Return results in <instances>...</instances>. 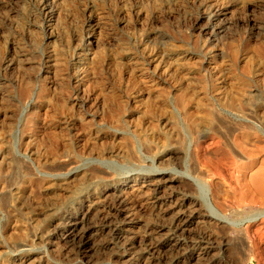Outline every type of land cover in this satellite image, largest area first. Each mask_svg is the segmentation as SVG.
<instances>
[{
	"label": "rangeland",
	"instance_id": "obj_1",
	"mask_svg": "<svg viewBox=\"0 0 264 264\" xmlns=\"http://www.w3.org/2000/svg\"><path fill=\"white\" fill-rule=\"evenodd\" d=\"M161 170L197 178L229 226L156 232L152 264H264V0H0V264H141L111 235L83 255L45 214ZM162 191L126 205L156 213Z\"/></svg>",
	"mask_w": 264,
	"mask_h": 264
},
{
	"label": "bare ground",
	"instance_id": "obj_2",
	"mask_svg": "<svg viewBox=\"0 0 264 264\" xmlns=\"http://www.w3.org/2000/svg\"><path fill=\"white\" fill-rule=\"evenodd\" d=\"M217 15H220V13H218ZM182 105H183V103H182ZM101 149H103V148H101ZM112 154L118 155V153H115V152H112ZM110 157H111V155H110ZM176 157L177 156L174 153H172L171 158H176ZM44 159H45V157H44ZM168 159H170V158H168ZM39 162H41V161H38V163ZM70 174L71 175L69 176L70 177L69 180H65V182H62V184L59 185L60 186L59 188L65 187L66 183H68V184L72 183V185H73V182L74 183L77 182V183L82 184L84 182H89V181H92L93 179H95L94 175L87 174L85 172L77 173V174L70 173ZM196 179L194 176H192L186 172H182V173L174 172L173 173L172 171L170 172V171H165V170H161V172L158 175H156L155 178H153V177L152 178H149V177L128 178V179H126L120 183L115 182V184L112 183V185H103L99 190H96L97 192L94 191L96 193H94V197L92 196L93 199L92 200L90 199L91 201H87V200L83 201L80 204V206L78 207V209H76L75 211H73L71 213H68V214L66 213V215H65V214H62L59 212L62 215H58V214L56 215L54 213L49 212L48 214H45V217L48 218V220L50 219V222H49L50 225L49 226H51L53 228V230H55L57 232L59 237L61 239H63V241H66L67 243H69V242L72 243L71 246L73 244H76L79 247V249L83 250V252H82L83 255H86L85 252H87V253L95 252V250L97 249L96 247L99 244L98 239L100 237H103L106 235H111L115 238L117 243H119V244L121 243L122 249H125L123 252H120V253L117 252L116 254H114V258L117 261L118 260L122 261L127 256L131 255L132 253H137V254H140V256H142L143 260L141 259L142 260L141 264H152L150 262V259H151L150 256L152 255L151 253L153 251V249H152L153 236L156 232L161 233L163 229L170 230L172 228L173 231H175L177 233L178 232L179 233L186 232L188 234L197 233L198 235L201 236V238L203 240L205 239L206 241H208L211 233H213L215 229L223 231V229H225V227L229 226L228 223H226L221 218H219L215 209L208 202H205L206 198L204 195L203 186H201V184H199V182ZM25 180L27 181L28 179H25ZM71 189H69V190H71ZM155 189H161V191H162V189L163 190L166 189V191H167V189L168 190L171 189L170 192L168 191V193H169L168 195L170 197H172L171 200H173V201H168V203H167V200L166 201L164 200L165 202L163 203V205H161L162 203L160 204L162 206V208L159 207L158 208L159 211L157 210L156 213H154V211L152 212V210H149V208L147 207L148 208L147 211L145 209L143 210L146 212L138 215L137 212H136L137 213L136 214L135 211L133 212L130 207H127L126 201H127L128 197H131L133 199L136 198V201H137V198L140 195L145 197V198H143V200L145 199L144 201H146L147 205H149V204L154 205L153 192L152 191ZM67 190H68V188H67ZM75 191H76V188H75ZM156 192H157V190H156ZM162 192H165V191H162ZM177 195H181V197L178 198ZM156 197H158V199H159V197H162V196H156ZM165 203H167V204H165ZM140 205H142V204L140 203ZM139 206H138V208H139ZM164 206H165V208H164ZM142 207H143V205H142ZM153 207H155V205ZM144 208H145V206H144ZM54 211H56V210H54ZM57 211H59V210H57ZM63 212H65V211H63ZM156 216H157V219L159 218V220L161 219L163 221V223H164L163 225L156 226V224L155 225L153 224L154 221L152 222V218L156 217ZM48 220H47V222H48ZM157 222H158V220H157ZM211 226H213V227H211ZM216 226H217V228H216ZM219 232H221V231H219ZM162 233H164V232H162ZM212 236H213V234H212ZM227 236H229V235H227ZM106 241H108V240H106ZM106 241H103V245L105 246V248L108 247V245H109L108 242H106ZM66 242H64V243H66ZM119 244H117V245H119ZM192 246H193V244H192ZM199 246H201V245H199ZM203 246H204V244H203ZM108 248H110V247H108ZM210 253H212V252H211V249H209L208 247H205V248L200 249V250H198V248H197L196 251L191 253L192 255L190 256V260H192V261L194 260L195 262L206 261V260L210 259ZM88 256H90V255H88ZM127 259H129V258H127ZM195 262H193V263H195ZM15 263L16 264H32L33 261L29 257H21V258H18L15 261Z\"/></svg>",
	"mask_w": 264,
	"mask_h": 264
}]
</instances>
